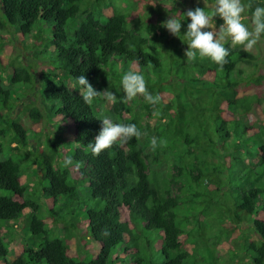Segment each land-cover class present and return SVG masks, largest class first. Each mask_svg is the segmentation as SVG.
<instances>
[{"label":"trees","instance_id":"obj_1","mask_svg":"<svg viewBox=\"0 0 264 264\" xmlns=\"http://www.w3.org/2000/svg\"><path fill=\"white\" fill-rule=\"evenodd\" d=\"M106 2L0 0V27L32 37L35 47L44 44L62 74L46 81L45 102L28 110L27 125L13 119L11 89L0 76V137H12L5 149L0 146V264H264V124L246 120L261 93L239 96L263 81L252 68L242 69L255 68L253 56L226 42L230 54L222 68L207 58L186 59L183 37L162 27L170 13L185 10L159 8L162 23L155 25L148 6L142 20L131 22L116 7L105 15ZM244 18L249 22L250 14ZM151 38L164 42L162 53ZM129 71L144 75L158 103L119 100L120 78ZM80 75L118 99L109 105L102 94L86 104ZM7 84L35 86L24 67L13 69ZM223 112L233 119L225 120ZM105 117L134 123L141 135L93 155L88 143ZM54 119L60 122L55 132L32 131L31 125ZM62 124L73 130L71 138L63 139ZM42 133V147L33 151L30 141ZM25 154L39 159L40 195L21 181L30 172ZM80 217L98 247L90 260L69 253L71 239L79 245ZM22 218L24 250L12 260L7 231ZM46 219H65V234L54 233Z\"/></svg>","mask_w":264,"mask_h":264},{"label":"rangeland","instance_id":"obj_2","mask_svg":"<svg viewBox=\"0 0 264 264\" xmlns=\"http://www.w3.org/2000/svg\"><path fill=\"white\" fill-rule=\"evenodd\" d=\"M209 2V0H206V3ZM108 5H110L107 8H104L103 12L105 15H111L113 12V7L118 8L122 12L128 13V20L131 22L140 21L144 17V13L147 11V7H150L152 9V18L151 23L155 25H159L162 23L160 18L162 16L157 15V11L159 8L166 9L167 11H170L171 8H177L179 11L181 10H188V9H194L196 7H204L203 0H107L106 2ZM165 3V5H164ZM164 5V6H163ZM162 12V10H161ZM150 14V15H151ZM244 22L247 23V20L244 18ZM222 23V20L219 18H216V26L219 27V25ZM146 29V28H145ZM43 32V31H41ZM147 34V33H145ZM144 34V35H145ZM150 35V34H149ZM173 40L176 42L175 38ZM167 45H169L170 41L172 39L164 40ZM149 42L151 45L155 43L159 53H162L164 51L163 49V41L158 40L156 42V39L151 38L149 39ZM43 43V42H42ZM36 43L35 40L32 37H29V39H23L19 32H17L13 27L7 26L6 28L0 27V76L4 80V87L11 89V99L9 103L14 104V110L12 112L13 119L16 120L19 124L27 125V118L25 115L28 113V110L32 108L33 106L39 107L42 106L43 102L45 100L42 98L43 88L46 85V81L54 80V75H62L58 71L54 69V65L52 62V57L47 54L45 51L44 44L41 45V47H35ZM232 47H235L236 45H231ZM242 47V46H241ZM236 48V47H235ZM243 48V47H242ZM244 49V48H243ZM251 53L254 60L251 63V65H255V68L251 66H245L241 65L243 70H250L252 68L254 70V75L258 76L261 75L263 77V81L259 83V85L255 86L253 89L248 90L247 92L243 93L242 91H239V96L241 97H251L254 93L260 95V100L256 102V105L253 107V111H250V114L247 116V122L250 125L254 126H260L264 124V37L261 38V40L258 42V44L252 49V50H246ZM24 67L28 70L31 77L34 81V87L28 89L25 88V85H10L7 84L9 77L13 73V69ZM7 78V79H6ZM209 79H212V75L208 77ZM56 78L55 80H57ZM137 101L144 102L143 96H137ZM171 96H168V99H170ZM18 100V101H16ZM48 103V102H47ZM49 104V103H48ZM107 104H111V102H107ZM222 116L225 118V120H231L233 117L228 112H223ZM58 119V118H57ZM145 119V118H144ZM157 117L153 116V118H150V126L154 125L156 123ZM55 120V119H54ZM147 121V119H146ZM47 123V122H46ZM32 126V131L35 133H39L41 129L43 128V133H53L55 132V129L60 126V122L55 120V122L50 124H34ZM54 126L56 128H54ZM64 128V131L62 132L63 139L71 138L73 135V130L70 126H67L65 124L61 125ZM41 135L40 138H37V140L33 139L30 141V149L33 151L36 150L37 146L40 148L39 140L44 139V135ZM12 142L11 132H7V134L1 138L0 137V146L2 148H6L8 143ZM11 147H14V144L11 145ZM178 154V146L171 148L170 157L171 159H175ZM4 157H1L2 159ZM24 160L27 161L29 164V176L26 178L25 176L22 178V182H25L30 186V190L33 195H40L39 192V186L35 183V179L38 176L37 174L40 173L39 168L37 166V162L39 159H33L32 155H26ZM163 163L165 160H161ZM41 162V160H40ZM4 194V192L0 191V194ZM71 199H66V204H70ZM51 208V202L50 200H47L44 204L43 211L47 213V210ZM29 210H26V212ZM60 215V214H59ZM65 220V219H64ZM64 220H56V223H52L51 219H46L45 223H47V226L51 227L59 236H63L66 232V228L64 227ZM17 224L15 225L10 224V230L7 231V235L9 238V244H10V256L9 258L14 260L17 258L24 250V244H25V237L27 235L26 231V222L25 218L20 219V221H16ZM79 229V245L74 239H71L69 242L70 245V255L75 256L79 255L81 258L85 259H92L95 257L96 252L98 251V247L95 243H93L87 233H86V224L82 217H80V222L78 225ZM238 233H234L232 237H236ZM32 239V238H31ZM79 239V238H78ZM76 238V240H78ZM237 241V238H236Z\"/></svg>","mask_w":264,"mask_h":264},{"label":"clouds","instance_id":"obj_3","mask_svg":"<svg viewBox=\"0 0 264 264\" xmlns=\"http://www.w3.org/2000/svg\"><path fill=\"white\" fill-rule=\"evenodd\" d=\"M203 4V8L196 7L183 13L172 12L162 23V27L171 35L179 39L183 37L185 41L183 43L187 45L184 52L186 59L207 58L222 68L230 54V47L225 46L226 42L242 46L245 50H252L264 37V0L255 5L251 0H209L207 3L203 0ZM249 14L251 19L245 23L244 17ZM216 18L222 20L219 27L216 26ZM76 80L84 90L83 100L86 104L94 102L102 94L108 102L118 99L110 90L103 92L95 90L85 75L77 76ZM120 88L123 93L119 98L121 102L130 101L137 96H143L149 104H156L159 101V96L149 92L145 77L141 73L133 71L124 73L120 78ZM100 121L102 122L100 131L93 141L88 143L93 155H99L117 142L123 145L141 135L134 123H115L108 117ZM156 143L157 140L153 137V147ZM65 163L72 165L73 161L68 159ZM76 166L79 167L78 164Z\"/></svg>","mask_w":264,"mask_h":264}]
</instances>
